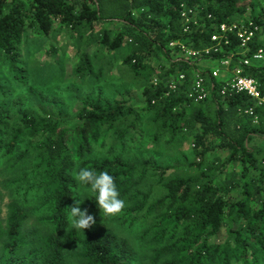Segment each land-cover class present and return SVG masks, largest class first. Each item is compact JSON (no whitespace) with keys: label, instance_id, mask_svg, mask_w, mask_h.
<instances>
[{"label":"trees","instance_id":"1","mask_svg":"<svg viewBox=\"0 0 264 264\" xmlns=\"http://www.w3.org/2000/svg\"><path fill=\"white\" fill-rule=\"evenodd\" d=\"M182 9L191 10L187 23ZM247 22L257 30L246 56L264 51V0H0V159L15 174L0 180L8 197L0 264H67L66 243L82 264H264V100L221 93L224 81L211 76L230 56L264 92V64L238 61L233 31L218 44L209 38L219 24ZM32 35L64 45L54 57L50 43L49 62L30 65ZM181 44L198 55L174 57ZM66 53L70 79L95 89L74 91L69 109L49 92ZM113 66L115 80L129 79L107 96L101 85ZM195 74L206 90L198 102L187 97ZM182 134L188 162L132 155L146 141L170 144ZM78 167L114 177L125 207L111 218L140 229L145 263L111 230L71 227L75 200L107 217L73 178ZM29 211L41 233L26 229Z\"/></svg>","mask_w":264,"mask_h":264},{"label":"rangeland","instance_id":"2","mask_svg":"<svg viewBox=\"0 0 264 264\" xmlns=\"http://www.w3.org/2000/svg\"><path fill=\"white\" fill-rule=\"evenodd\" d=\"M29 39V38H27ZM61 37L57 38L56 40H48L47 38L43 41H39L38 38H34V35H32L29 39V45H30V61L28 63L31 64H37V66H42L45 63L49 62V59L51 58L50 55H47L45 53V49L50 45V43H54L56 45V52L54 57H56L59 54V49L64 44L61 42ZM264 41V38H262ZM49 48V47H48ZM36 49V50H35ZM87 52H89L88 48H86ZM69 53L64 54L65 60H61L63 65V71L62 75L59 80L54 81L56 84L53 85L49 92H55L60 95V97L64 101V106L66 109H69L70 107L74 108V103L72 102L71 94L75 91L78 93H84V92H94V88L91 87V85H84L77 83L75 80L70 79V73H71V62L66 60V56ZM174 57L177 56H184L183 53L176 51V53L173 54ZM256 64H264V51L263 56L260 61L256 62ZM219 71L222 73V75L226 74L225 66L222 67L219 65ZM112 79L104 84L101 85V88L105 92L104 94L109 96L112 95L111 93L114 88L119 89L126 85L128 77L122 78L120 80H115V77H117V66H113L112 68ZM54 84V83H53ZM42 89H45L41 87ZM48 91V90H47ZM21 89L18 90V95H21ZM190 140L189 136L187 135H180L177 136L170 144H165L163 142L157 143L156 145H153L152 143L146 141L143 143L142 147L139 150H134L132 152V155H146L145 153L148 152H155L158 157L159 161L163 164L166 163H172V162H178L181 161V159L184 158V161L187 157L189 158V152H190ZM187 156V157H186ZM190 160V159H189ZM188 160V161H189ZM187 161V162H188ZM184 162V163H187ZM181 172L180 170H175V173ZM15 176L12 169H9L8 167V161L5 159H0V180L5 181V179H11ZM82 198L86 196L84 192L81 193ZM8 202L7 194L0 193V220L3 219L4 211L6 203ZM81 209H87V206L82 203ZM88 213L92 215V213L88 210ZM29 216L26 219V229L32 230L35 229V233H41L43 231V228L38 221V215L33 214V212L29 211ZM94 216V215H93ZM96 223L91 226V228H97V229H108L114 232L119 238H122L127 242V244L132 248L134 251L135 256L137 257L138 261L140 263H145L147 261L148 257V251L146 248V245H144L139 240V232L140 229L134 225V227H128L125 225H119L115 220H113V217L107 216L106 218H103L101 216L95 217ZM65 258L67 264H82V261L76 257L77 252V246L72 243H66L65 246Z\"/></svg>","mask_w":264,"mask_h":264},{"label":"built area","instance_id":"3","mask_svg":"<svg viewBox=\"0 0 264 264\" xmlns=\"http://www.w3.org/2000/svg\"><path fill=\"white\" fill-rule=\"evenodd\" d=\"M191 10H181L180 16L183 19L184 23H187L191 19L188 16ZM218 30L221 32L220 35H210V41L218 44L220 38H224L225 31H233L235 36L239 41V48L240 51L238 55L240 58L238 61L243 65L249 64H256V62L260 61L263 56V51L261 48H257L254 52L250 55L246 56L245 51H247V43L251 39L254 31L257 30V26L253 25L251 22H247L246 24L238 23V24H231V25H224L219 24ZM170 46H173L170 43ZM179 51L183 53V57L192 58L198 55V52L188 49L187 47L178 45ZM215 50V48H213ZM206 52V50H205ZM230 56L226 57L219 61L218 66L214 67L211 70V76L215 78L222 79L224 83L221 85L220 92L223 93L224 91H235V92H244L249 97L256 99L258 101L264 100V92L259 94L257 89V84L255 80L245 74L242 73V70L239 65L231 64ZM219 65L226 69V74L222 75L219 71ZM183 78V74H177L176 79L174 81H179ZM169 88L174 87V82L172 80L168 83ZM187 97L191 99L193 102L201 101L203 98L206 97V90L202 84V79L199 75L195 74L192 80V84L187 92Z\"/></svg>","mask_w":264,"mask_h":264},{"label":"clouds","instance_id":"4","mask_svg":"<svg viewBox=\"0 0 264 264\" xmlns=\"http://www.w3.org/2000/svg\"><path fill=\"white\" fill-rule=\"evenodd\" d=\"M73 178L78 184L85 186L86 191L95 194L97 206L105 216H114L120 213L125 207V201L120 198L115 179L106 171L96 173L85 167H78L74 170ZM84 201V200H83ZM81 200H75L70 209L72 217L71 227L77 230L90 228L96 223L95 217L88 213V210L81 209Z\"/></svg>","mask_w":264,"mask_h":264}]
</instances>
